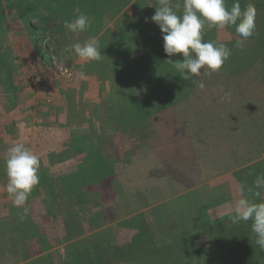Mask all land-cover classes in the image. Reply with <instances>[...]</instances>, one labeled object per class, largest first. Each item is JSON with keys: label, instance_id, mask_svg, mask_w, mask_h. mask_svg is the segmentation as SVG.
<instances>
[{"label": "rangeland", "instance_id": "374dc122", "mask_svg": "<svg viewBox=\"0 0 264 264\" xmlns=\"http://www.w3.org/2000/svg\"><path fill=\"white\" fill-rule=\"evenodd\" d=\"M150 4L158 0H0V140L25 143L41 162L25 224L0 155V264H35L49 249L48 264H264L251 221L221 215L237 185L264 174L263 57L244 53L263 42L264 0H240L256 9L243 49L234 27L206 32L232 53L219 72L193 77L203 90L167 62ZM79 12L93 23L77 35L64 22ZM36 13L51 19L42 24ZM90 37L101 61L70 48ZM53 60L72 68L71 81ZM36 74L49 94L31 90ZM221 85L230 99L221 100ZM41 212L43 233L30 220ZM14 235L26 254L10 247Z\"/></svg>", "mask_w": 264, "mask_h": 264}, {"label": "clouds", "instance_id": "9594fccd", "mask_svg": "<svg viewBox=\"0 0 264 264\" xmlns=\"http://www.w3.org/2000/svg\"><path fill=\"white\" fill-rule=\"evenodd\" d=\"M156 11L150 18L160 28L163 48L167 60L184 80L193 77L211 75L219 72L230 58L232 49L219 40H205L207 31L234 27L240 39L234 47L243 49L246 41L256 29V9L252 4L241 9L240 0H234L231 8L226 0H158ZM182 8V10H181ZM146 22L148 18H145ZM93 18L85 12H79L74 18L65 20L64 26L74 34L86 32L92 25ZM71 50L85 61H101L103 54L97 38L90 37L84 42H74ZM175 54H182V59L172 60ZM84 78L83 71L77 74ZM193 83L205 89L203 81ZM221 100L230 99V93L220 87ZM4 165L7 175L5 185L14 207L22 208L21 219L27 218L30 208L25 207L33 188L39 184L40 157L23 142L12 144L5 155ZM238 198L228 203L221 215L229 217L233 224L251 221V231L255 234V244L264 251V174L257 175L252 185L242 182L236 187ZM216 218V217H212Z\"/></svg>", "mask_w": 264, "mask_h": 264}, {"label": "trees", "instance_id": "16d2710c", "mask_svg": "<svg viewBox=\"0 0 264 264\" xmlns=\"http://www.w3.org/2000/svg\"><path fill=\"white\" fill-rule=\"evenodd\" d=\"M229 8H231V6L229 7ZM33 16V15H32ZM34 17H37V19H39L40 20V22L42 23V24H45V23H47V22H49L50 21V19H51V17L48 15V14H43L42 13V15H40L39 13H36L35 15H34ZM262 41L263 42H255V43H252L251 44V46L250 47H248V48H244L245 49V51H244V53H245V55L247 56V57H249L247 60H254V59H256L258 56H260V57H263V70H264V45L263 46H261V44H264V37L262 36ZM155 46V48H156V50H157V52L158 53H160L159 51H160V49H158V48H160V46H158L157 47V45H154ZM152 48H153V46H152ZM151 48V49H152ZM235 55L236 54H234V57H235ZM233 57V58H234ZM161 59V56L159 57H156V58H154L153 60V68H157L158 66H160L161 65V61L159 62V60ZM163 59V58H162ZM178 59H182V57L181 56H179L178 57ZM146 60V59H145ZM164 60V59H163ZM147 62V60L145 61V63ZM150 72V71H149ZM262 81L264 82V76H263V79H262ZM48 215L49 216H52L50 213H48ZM79 225V228H81L82 226L80 225V224H78ZM121 247V248H120ZM120 247H119V245H117V247H116V250H119L120 249V253L121 254H125V251H124V249L126 248H124V247H122L121 245H120ZM49 257H50V254H47L46 256H41V257H39V258H37L34 262H32V263H35V264H48L49 263ZM59 258H58V256L56 255V261L58 260ZM53 264H55L56 262H55V259H53ZM146 263V262H145ZM158 263H161L160 261L158 262Z\"/></svg>", "mask_w": 264, "mask_h": 264}, {"label": "built area", "instance_id": "2783aa9c", "mask_svg": "<svg viewBox=\"0 0 264 264\" xmlns=\"http://www.w3.org/2000/svg\"><path fill=\"white\" fill-rule=\"evenodd\" d=\"M54 65L56 66V60H53ZM55 73L62 79L64 80H69L71 81L73 78V70L72 68L68 67V66H61V65H57L55 67ZM30 84V88L32 91L34 92H39V93H43L44 95L49 94L50 90H49V86H50V82L49 81H43V79L41 78V75H33L30 78L29 81Z\"/></svg>", "mask_w": 264, "mask_h": 264}, {"label": "crops", "instance_id": "0c3cea01", "mask_svg": "<svg viewBox=\"0 0 264 264\" xmlns=\"http://www.w3.org/2000/svg\"><path fill=\"white\" fill-rule=\"evenodd\" d=\"M12 144H9V142L8 143H6V142H4V140H0V146H3V150H0V155H2V154H4L5 152H7V150H8V148L11 146ZM36 154V153H35ZM36 155H38L39 156V154H36ZM41 155V154H40ZM0 163H2V161L0 160ZM2 166H4V164L2 165ZM43 217H44V215L42 214V212L41 213H39L38 214V216H32V219L30 218V220L31 221H37L38 222V224H40L39 226H40V230H41V232H42V226L41 225H43ZM21 220V219H20ZM24 222H25V220L24 219H22ZM21 220V221H22ZM30 224H31V222H29ZM25 224H26V222H25ZM23 225V224H22ZM23 227V226H22ZM43 233V232H42ZM14 238H13V240H11L10 241V247L12 246V247H15V248H18L19 250L21 249V248H23L22 250L24 251V254H26V251H27V246H26V241H21V240H23L22 238H18V240L16 239V237H17V235H14L13 236ZM40 237H41V235H40ZM36 238V237H35ZM42 238V237H41ZM37 244V243H36ZM11 247V248H12ZM36 247V245H34L33 246V244L31 245V248L33 249V248H35ZM8 249L7 251H11V250H13L14 251V249ZM49 251H52V249H49L48 251H46V252H44V253H48ZM11 253V252H10ZM13 253V252H12ZM11 253V254H12ZM43 253V251L42 252H40V253H36V255H38L39 254V256L37 257V258H39V257H41L42 256V254H44ZM26 261L27 259H26V257H25V255H24V257H23V261ZM24 261V262H25ZM23 263V262H22ZM16 264H21V263H16Z\"/></svg>", "mask_w": 264, "mask_h": 264}]
</instances>
